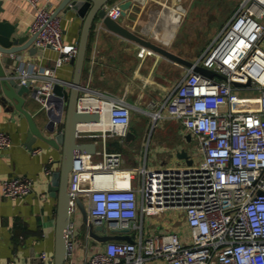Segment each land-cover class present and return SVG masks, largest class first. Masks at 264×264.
<instances>
[{"label": "built area", "instance_id": "2783aa9c", "mask_svg": "<svg viewBox=\"0 0 264 264\" xmlns=\"http://www.w3.org/2000/svg\"><path fill=\"white\" fill-rule=\"evenodd\" d=\"M26 1L34 8L30 23V32L36 34L34 45L53 48L59 55L48 65L32 61L14 64L9 76L36 89L35 98L42 107H54L57 101L49 98L55 94V84L70 83L56 70L77 55L79 43L65 41L62 16L53 0ZM121 4L107 3L106 13L118 19L124 11ZM263 38L264 0H243L196 60L225 77L188 67L187 75L166 100L150 103L154 123L166 116L177 118L185 132L197 140L191 164L124 168L122 152L106 150L98 162L92 159L93 154L76 158L68 186L69 254L74 248L73 215L80 199L89 218L103 224L107 233H129L134 238L105 241L103 248L87 253L83 264H148L152 258H162L168 264H264ZM249 79L250 85L233 83ZM244 88L259 94L240 107L238 98ZM92 98L100 102L91 103ZM77 106L99 111L102 118L107 114L109 126L96 128L104 137L126 135L130 129L132 104L113 92L83 83ZM89 129L81 133L92 132ZM12 144L10 133L0 127V150ZM33 183L28 177L3 178L0 196H26ZM169 209L182 213L188 233L183 237L168 228L145 234L144 218Z\"/></svg>", "mask_w": 264, "mask_h": 264}, {"label": "crops", "instance_id": "0c3cea01", "mask_svg": "<svg viewBox=\"0 0 264 264\" xmlns=\"http://www.w3.org/2000/svg\"><path fill=\"white\" fill-rule=\"evenodd\" d=\"M53 1L57 9L61 0ZM118 1L126 0H110L108 3ZM196 1L131 0L118 20L153 42L196 61L220 32L219 30L212 38H206L194 47H186V42L178 43L193 9L196 7L197 10L199 7ZM0 8H2L0 19L16 24L18 35H32L30 23L34 8L28 1L0 0ZM59 14L62 16L65 41L69 44L79 43L84 17L72 10L67 12L61 10ZM262 47L264 48V38ZM58 55V51L50 47H40L35 53L27 47L13 54H1V60L10 72L14 64L32 61L48 65ZM188 67L162 52L108 29L99 21L93 25L90 33L83 83L122 96L132 104V113L136 107L144 113L152 101L162 102L172 94L182 78L187 75ZM56 71L59 77L71 80L74 65L70 60ZM1 95L0 90V127L10 133L13 144L0 150V184L3 178L13 176L28 177L34 183L32 192L26 196L17 198L0 196V264H55L58 192L51 190L49 185L53 172L60 167L62 147L54 148L41 139L33 142L30 147L27 144L29 130L27 117L20 110L10 108V101L3 103ZM26 97L28 98L25 107L35 114L41 107L40 102L36 98H29L28 94ZM90 102L100 101L92 98ZM104 106L106 107L105 103ZM104 115L109 124L107 114ZM148 115L152 117L151 113ZM151 117L146 121L141 117L132 116L129 130L135 132V137L117 133L104 137L96 129L98 127L89 129L92 132H84L82 134L84 140H98L99 152L93 154L92 159L96 162L101 161L105 150L120 151L123 155L121 167L132 168L151 164L187 163L176 155L181 148L187 149L192 157H196L192 144L194 137L185 132L179 119L166 116L154 123ZM159 123L162 125L161 130L155 132V126L154 130L151 129L153 125ZM60 127H63L62 123ZM90 133L96 135L91 136ZM47 168L51 169L49 173L46 171ZM79 209L81 210L78 205L77 210ZM173 212L180 219L178 223L172 219L167 221L159 215L154 218L145 217V234L163 232L170 228L177 230L184 237L189 228L185 221L180 223L184 219L182 213L176 210ZM75 218L74 214V221ZM81 226L83 229H75V237L80 235L81 240L78 244L74 242V248L65 264H83L87 253L105 245V242L95 241L90 236L85 222ZM97 232L102 233L101 230ZM132 235H137V231H132ZM148 264L168 263L162 258H152Z\"/></svg>", "mask_w": 264, "mask_h": 264}, {"label": "water", "instance_id": "95a60500", "mask_svg": "<svg viewBox=\"0 0 264 264\" xmlns=\"http://www.w3.org/2000/svg\"><path fill=\"white\" fill-rule=\"evenodd\" d=\"M110 0H61L56 12L61 10H72L77 15L83 16L84 21L80 28L79 50L76 56L71 59L74 65V74L70 83L62 84L57 82L54 86L55 94L49 98V101H57L53 107H40L34 114L25 107L27 101L26 94L29 98L36 96V89L26 84H21L15 77L9 76V71L4 66L1 60V54L16 53L25 48L33 53L37 52L33 42L36 34L18 35L16 24L0 19V90L2 91L1 100L3 103L10 101V108L20 110L28 119L29 130L27 136V144L32 147L33 142L41 139L54 148L62 147V159L60 167L55 170L51 176L50 189L58 192V215L56 226V249L54 253L55 264H65L69 254L68 236L70 227V212H69V179L70 173L73 170L76 158L81 154H95L97 152L98 140H84L81 133L80 124H92L102 120L99 111L95 110H80L77 106L80 92L83 89V73L85 61L89 45L90 33L93 25L96 22H101L108 29L119 33L130 39H134L152 49L164 53L174 60L182 62L195 70L209 76L225 75L206 67L194 60H190L181 54L162 46L152 40L134 32L127 26L123 25L118 19L112 18L106 13V4ZM131 0L122 2V7L125 10L130 5ZM2 8H0L1 10ZM237 86L250 85L251 79L243 83L233 81ZM62 123V128L60 124ZM135 132L129 130L128 137H135ZM176 155L184 159L188 164L193 162V157L185 148L177 151ZM78 205L83 213L85 224L88 226L90 236L95 241L105 242L109 239H125L134 241V238L129 233H107L103 224L92 221L86 207L80 199ZM101 230L102 233L97 232Z\"/></svg>", "mask_w": 264, "mask_h": 264}, {"label": "rangeland", "instance_id": "374dc122", "mask_svg": "<svg viewBox=\"0 0 264 264\" xmlns=\"http://www.w3.org/2000/svg\"><path fill=\"white\" fill-rule=\"evenodd\" d=\"M242 2L243 0H197L196 3L199 7L197 8V10L195 9L196 7L193 9L190 15V20L187 21L185 29L180 34L178 43L180 44L186 42V47H194L200 41H203L206 38H212L219 30L222 29L227 20L233 14L232 12L236 11ZM256 94L258 95L259 91L254 90L253 88H244L243 90H241V96L238 98V104L240 105V107H244L249 102V98L257 97ZM138 108L139 107L135 108L132 116L141 117L146 121L147 119L149 120L151 116L148 115V112L151 111L153 107L148 106L147 108H145V111H143L144 113H141ZM148 125L150 127L151 123ZM154 126L156 128L155 132L161 130L162 125L160 123L153 125L151 129L154 130ZM192 144H194L195 148L197 145V140L195 138H193ZM173 211L174 210L170 209L166 210L165 212L159 214V216L160 218L164 217L167 221H170L172 219L175 223H178L180 219L175 215V212ZM74 214L76 215L75 226L77 230L83 229L81 228V225L84 222L82 211L79 209ZM183 222L184 219L180 223ZM75 239L76 244H78L81 240V236L78 235V237H75Z\"/></svg>", "mask_w": 264, "mask_h": 264}, {"label": "bare ground", "instance_id": "6f19581e", "mask_svg": "<svg viewBox=\"0 0 264 264\" xmlns=\"http://www.w3.org/2000/svg\"><path fill=\"white\" fill-rule=\"evenodd\" d=\"M105 116V115H104ZM109 126V124H107V119L105 117L102 118L101 121L97 122V123H92V124H80V128L86 129V128H94V127H98V128H107ZM120 178V176H118L117 180ZM105 180H109L108 178H104ZM116 179V178H113ZM120 182L123 181V178L119 179Z\"/></svg>", "mask_w": 264, "mask_h": 264}]
</instances>
